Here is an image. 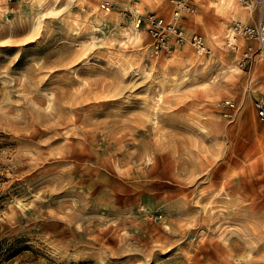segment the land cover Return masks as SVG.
Listing matches in <instances>:
<instances>
[{"label":"rangeland","instance_id":"374dc122","mask_svg":"<svg viewBox=\"0 0 264 264\" xmlns=\"http://www.w3.org/2000/svg\"><path fill=\"white\" fill-rule=\"evenodd\" d=\"M213 6L155 55L114 0H0V264H264V64L224 45L264 4Z\"/></svg>","mask_w":264,"mask_h":264},{"label":"built area","instance_id":"2783aa9c","mask_svg":"<svg viewBox=\"0 0 264 264\" xmlns=\"http://www.w3.org/2000/svg\"><path fill=\"white\" fill-rule=\"evenodd\" d=\"M171 4V11L167 16L155 13H139L135 9H123V13L132 15L135 19L136 28L146 30L151 38V49L155 55H169L180 47L188 44L198 55H209L210 50L201 35L194 34L186 36L182 27L181 19L184 14L194 12V0H168ZM244 9L259 10L264 0H240ZM100 8L104 12H110L114 6L109 2H102ZM239 38L243 41H254L257 45L256 54L264 64V19L261 13L257 19L250 23L234 20L225 36L224 45L230 49L237 46L233 40ZM254 109L259 121H264V98L254 101Z\"/></svg>","mask_w":264,"mask_h":264},{"label":"crops","instance_id":"0c3cea01","mask_svg":"<svg viewBox=\"0 0 264 264\" xmlns=\"http://www.w3.org/2000/svg\"><path fill=\"white\" fill-rule=\"evenodd\" d=\"M118 5H122L125 8L136 9L135 7H142L145 13L156 8L155 0H114ZM222 0H194V5L196 7L195 14L181 21V27L184 29L187 35L197 34L202 35L213 33L212 30L216 23H220L224 17H228L225 13L223 16L221 13L217 12L216 7L213 5H219ZM110 3V2H109ZM112 4V3H111ZM136 5V6H135ZM195 9V8H194ZM224 21V20H223ZM200 28L203 29L200 32ZM206 37V36H204ZM207 39V37H206ZM208 40V39H207ZM255 100L259 98H264V92L261 91ZM254 100V101H255Z\"/></svg>","mask_w":264,"mask_h":264},{"label":"bare ground","instance_id":"6f19581e","mask_svg":"<svg viewBox=\"0 0 264 264\" xmlns=\"http://www.w3.org/2000/svg\"><path fill=\"white\" fill-rule=\"evenodd\" d=\"M36 15H37V14H36ZM135 27H136V25H135ZM93 38H94V37H93ZM100 133H101V132H100ZM114 140H115V139H114ZM114 140H113V141H114ZM114 142H115V141H114ZM117 144H118V143H117ZM157 161H158V160H157ZM154 164H155V163H154Z\"/></svg>","mask_w":264,"mask_h":264}]
</instances>
